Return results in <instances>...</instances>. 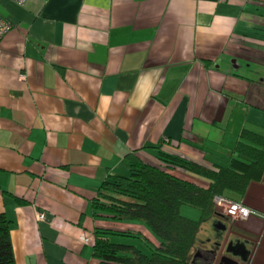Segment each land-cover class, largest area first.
<instances>
[{
    "label": "crops",
    "instance_id": "1",
    "mask_svg": "<svg viewBox=\"0 0 264 264\" xmlns=\"http://www.w3.org/2000/svg\"><path fill=\"white\" fill-rule=\"evenodd\" d=\"M0 15L13 27L0 42V213L15 264H99L98 229L151 237L94 215L128 155L217 169L244 130L264 136L263 2L0 0ZM239 203L246 219L201 225L194 264H264V177Z\"/></svg>",
    "mask_w": 264,
    "mask_h": 264
},
{
    "label": "trees",
    "instance_id": "2",
    "mask_svg": "<svg viewBox=\"0 0 264 264\" xmlns=\"http://www.w3.org/2000/svg\"><path fill=\"white\" fill-rule=\"evenodd\" d=\"M263 2L264 0H257ZM228 166L217 169L158 151L159 164L128 155V175L110 176L93 201L94 215L115 221L139 223L151 237L130 231L98 229L93 258L99 264H194L193 251L201 225L218 213L214 199L239 203L251 184L264 177V136L244 130ZM183 169L208 181L203 187L173 171ZM184 205L200 211L191 219L181 213ZM11 222L0 213V264H15Z\"/></svg>",
    "mask_w": 264,
    "mask_h": 264
},
{
    "label": "built area",
    "instance_id": "3",
    "mask_svg": "<svg viewBox=\"0 0 264 264\" xmlns=\"http://www.w3.org/2000/svg\"><path fill=\"white\" fill-rule=\"evenodd\" d=\"M19 6H26L29 2V0H12ZM11 23L4 18L2 15H0V42L5 38V36L12 30ZM168 142V140H166ZM214 203L218 208H223L225 210V214L233 217V218H240V219H246L250 214L251 211L242 205L241 203L233 202L225 197L217 196L214 199ZM42 216L39 215V219H41Z\"/></svg>",
    "mask_w": 264,
    "mask_h": 264
},
{
    "label": "rangeland",
    "instance_id": "4",
    "mask_svg": "<svg viewBox=\"0 0 264 264\" xmlns=\"http://www.w3.org/2000/svg\"><path fill=\"white\" fill-rule=\"evenodd\" d=\"M249 209V208H248ZM217 210L219 213H224L225 214V210L223 208H218L217 207ZM250 210V209H249ZM251 211V210H250ZM181 213L186 216V217H189V218H199V210L193 206H190V205H184L181 209ZM235 219H240V218H236ZM206 227L210 228L211 225H209L208 223H206ZM200 233V232H199ZM205 232L202 231V234L200 233V235H204ZM198 243V242H197ZM197 246V245H196Z\"/></svg>",
    "mask_w": 264,
    "mask_h": 264
}]
</instances>
